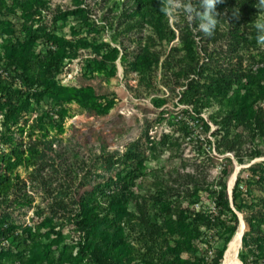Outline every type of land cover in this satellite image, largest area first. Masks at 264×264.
<instances>
[{"label":"trees","instance_id":"trees-1","mask_svg":"<svg viewBox=\"0 0 264 264\" xmlns=\"http://www.w3.org/2000/svg\"><path fill=\"white\" fill-rule=\"evenodd\" d=\"M43 1L0 0V68L9 74L8 79L0 74V141L9 140L15 131L31 139L27 147L21 141L10 145L9 152L0 150V264H221L239 228L237 212L250 227L244 232L241 262L264 264V163L249 168V179H238L232 201L227 178L213 185L197 173L179 169L168 170L165 175L160 174L165 170L160 171L153 187L142 193L139 182L151 171L139 143L131 144L123 153H109L102 167L110 176L79 200L56 186L46 172L47 167H56L55 145L62 142L71 117L69 105L106 115L115 104L107 96L98 95L93 86L76 82L61 85L56 81L64 61L76 58L80 48L91 49L97 56L87 61L88 74L109 82L118 73L116 63L121 57L125 72L138 73L139 85L150 92L162 65L164 77L184 89L179 93L182 105L200 117L213 111L210 123H203L204 137L197 138L199 146L211 143L207 138L212 123L217 126L215 136L221 155L233 154L240 163L264 157V68L255 72L244 67L247 52L257 51V55H250L255 61L249 62L250 66L257 60L264 63V45L256 40L255 22L264 14L255 7L258 0H224L217 4L220 24L211 37L194 31L198 20L185 26L179 20V45L174 43L177 36L169 19L160 12L161 0H126L122 4L107 0V13L113 18L105 21L115 47L87 38L69 42L46 27L26 28L17 35L4 23V18L18 11L41 15ZM193 3L199 8L200 2ZM235 9H239V19L233 17ZM87 13L85 7L74 17L88 31L103 32L94 30L95 23ZM72 15L58 18L65 26L71 23ZM144 31L149 34L138 39ZM127 39L130 46L137 42L133 50L125 46ZM42 46L47 49L39 51ZM17 76L36 90L25 93L15 89L12 79ZM33 113H38L34 119ZM181 128L192 141V127ZM174 138L163 135L156 141L148 137L152 156L158 159L159 154L178 149L181 144ZM21 166L33 168L29 173L31 183H35L32 189L40 188L49 198L51 214L39 225L24 226L11 214L32 207L34 202L18 172ZM69 184V189L75 185L72 181ZM202 194L208 195L217 212L195 210L202 203ZM202 228L217 231L225 242L212 261L195 243L205 234Z\"/></svg>","mask_w":264,"mask_h":264},{"label":"rangeland","instance_id":"rangeland-1","mask_svg":"<svg viewBox=\"0 0 264 264\" xmlns=\"http://www.w3.org/2000/svg\"><path fill=\"white\" fill-rule=\"evenodd\" d=\"M106 1L107 0H44L43 4H45V6L41 7V9L39 8L41 15H31L29 12L25 13L18 11L17 15H10L3 20L4 23L7 24L9 30L14 31L17 35L26 28L36 30L41 27H46L48 32L54 31L55 34L64 36L69 42L76 43L79 39L87 38L90 39L91 42L103 41L115 47L116 45L109 36L110 31L108 22L105 21L107 19L108 21L112 20L113 18V14L107 13ZM113 1L122 4L126 0ZM197 1L192 0V2ZM85 7L88 11L87 14L89 18L95 23L94 30L100 28L103 29V32L101 31L97 34L96 32L88 31L84 23L76 20L74 13ZM35 9L38 8L35 7L34 10ZM63 14H73L70 16V24L63 26L61 20L58 18ZM258 19L264 22V14H260L257 17V20ZM179 20L181 25L184 26L186 22H188L183 15L180 16ZM5 24L3 28L7 30ZM36 25L38 26L36 27ZM74 32L78 33L76 38H74ZM148 34V31H144L141 35H138L137 38L139 39V37H144ZM131 41L132 39L130 38V42ZM125 44H127L125 46L129 47L131 50L137 46V42L132 43L130 46L128 39ZM176 44L179 45V41H177ZM171 47L172 45H170V48ZM43 49L45 50L47 48L44 46L39 47V51ZM162 50H166V48L163 47ZM91 51V49L80 48L76 58L66 59L60 68L56 81L61 83V85L76 82L84 86H93L98 95L107 96L113 100L115 102L114 107L106 115H97L96 113L83 112L77 105H69L71 117L67 120L65 126L66 131L63 134L62 142H56L55 145V150H57L58 153L56 167L51 168L49 166L47 167L48 170H46L49 178L54 181L56 186H62L63 190L70 191L71 196H75L77 200L84 196L86 192L93 191L98 184L103 183L110 176V174L105 171V168L102 167L104 164L103 161L108 157L109 153L115 151L123 153V151L133 143H139L141 150L146 153L148 159H146V164L148 170L151 171L139 182L143 189V192L141 191L142 193L153 187L152 183L156 180L155 175H158L162 170H165V172H161V175H165L167 171L171 169H179L182 173H197L213 185L227 178L226 184L229 189L232 176L237 174L235 183L240 177L249 179L251 175L249 168L255 164L264 163V157L253 160L247 159L244 163H240L233 154L221 155L215 136L217 126L212 123L210 124V131L207 138L211 143L206 142L200 144L202 148L197 144V138L204 137V135H202L204 130L203 123H210V116L213 114V111H206L200 117L196 116L190 107L180 103L179 93L184 89L179 88L171 78L164 77V69L161 65L168 52H165L161 60V66L154 77V89L150 92L139 85V76L136 73L135 75L134 73L127 74L121 67L119 68V66H117V76L112 78L109 82L104 81L103 78L96 74H88L86 70V68H88L87 61L97 57ZM251 54L257 55V51H253L252 53L247 52L244 59L245 68L249 67L252 69L253 67L249 65V62L252 64L255 62L252 61L253 58L250 56ZM118 61L117 64H119ZM257 63L260 62L257 60L256 64ZM17 79L22 82V88H20L16 81V87L19 88L18 90L21 89L25 93L29 90H36V86H30L28 83L24 84L21 78ZM160 101H166V103ZM158 102L161 103V105H158ZM38 113H33L32 119L36 118ZM2 117L3 116H0V119ZM201 119H203L204 122ZM181 127H192L194 133L192 141L190 138L185 137V132ZM163 135H174L181 146L164 155L159 154L160 157L155 159L149 151L150 145L148 137L151 140L154 139L159 141ZM8 137L10 138L9 140L0 141V150L9 152L8 148L10 145H19L22 141L23 146L27 147L31 142L28 134L20 135L17 131H15L14 134H10ZM34 138L36 137L32 139L35 140ZM18 169L22 178L29 181V173L33 168L26 170L24 166H21ZM225 173H227V175H225ZM70 181L75 183L71 189H69ZM32 188L33 187L30 188L32 191L31 194L34 197L32 207L21 210V212L16 214L18 216L16 219L19 222L22 221L21 223H25L24 226L39 225L51 214L48 210L49 198L44 195V192H42L40 188ZM59 189L60 188H58V190ZM256 194L260 195L258 189ZM66 198L68 199V196L65 197V199ZM201 209H205L207 213L209 210L217 212L215 205L207 194H202V203L199 204V207H195L197 212ZM240 225L241 221L239 227ZM202 230V233L205 234L198 240L196 239L195 243L201 246V249H203L202 253L208 258V261H212L216 251L222 250L225 247V242L224 239L222 240L218 237L219 234L217 231H208L206 228H202ZM249 230L250 227L248 226L247 228L246 226L245 233ZM243 236L244 232L242 239ZM208 242L211 246H208ZM240 252H242V245L238 253L239 260ZM187 256L188 255H185V257Z\"/></svg>","mask_w":264,"mask_h":264},{"label":"clouds","instance_id":"clouds-1","mask_svg":"<svg viewBox=\"0 0 264 264\" xmlns=\"http://www.w3.org/2000/svg\"><path fill=\"white\" fill-rule=\"evenodd\" d=\"M224 0H200L199 8H197L192 0H161L160 12L172 22H178L180 16L183 15L189 23L198 20L194 31L202 32L205 36L211 37L220 24V15L216 11L217 4L223 3ZM259 10H264V0H258L255 6ZM199 9H202L199 10ZM239 9L233 11V17L239 19ZM255 28L258 35L256 37L259 45H264V22L257 20Z\"/></svg>","mask_w":264,"mask_h":264},{"label":"built area","instance_id":"built-area-1","mask_svg":"<svg viewBox=\"0 0 264 264\" xmlns=\"http://www.w3.org/2000/svg\"><path fill=\"white\" fill-rule=\"evenodd\" d=\"M197 1V0H196ZM199 2H200V0H198ZM170 22V25H171V28L173 29V30H175V32H176V36H177V39H176V41H174V43L176 44L177 43V41H179V29L176 27V22H172V21H169ZM38 25H36V27H37ZM197 33V32H196ZM196 40L197 41H199L200 40V37H197L196 38ZM224 48H226V47H224ZM203 57L202 58H204V55H202ZM119 64H117V66H119V68L121 67L122 69H123V71L125 72V68L123 67V65H122V63H121V57L119 58ZM262 68H264V63H257V64H254L253 65V68H252V70L253 71H258L259 69H262ZM117 70H118V67H117ZM120 70V69H119ZM131 73H134V75H135V73L136 72H131ZM0 74L2 75V77H3V79H8V77H9V74H8V72H6V71H4L3 69H1L0 68ZM137 75H138V73H136ZM117 76V75H116ZM139 76V75H138ZM17 78H19V77H16L15 79H12V83H13V85H14V87L15 88H17L16 87V81L18 82V85L20 86V88H22V82L20 81V80H18ZM11 79L9 78V80L8 81H10ZM139 81V80H138ZM68 84H70V83H68ZM17 89H19V88H17ZM21 90V89H20ZM124 152V151H123ZM24 180H25V182H26V184H27V193L31 196V197H33V195L31 194V190H30V188L31 187H33L34 185H35V183H31V181H30V179H29V181L27 180V179H25L24 178ZM34 198V197H33ZM34 203V202H33ZM33 205V204H32ZM196 207H199V205H196ZM24 209H28V208H23V209H17V210H15V211H12L11 212V214H12V216L16 219L18 216L16 215L18 212H21V210H24ZM1 215H3V213L2 212H0V216ZM23 224H25V223H23ZM26 226V225H25ZM5 244L6 243H3V246H5Z\"/></svg>","mask_w":264,"mask_h":264},{"label":"bare ground","instance_id":"bare-ground-1","mask_svg":"<svg viewBox=\"0 0 264 264\" xmlns=\"http://www.w3.org/2000/svg\"><path fill=\"white\" fill-rule=\"evenodd\" d=\"M236 176L237 174L232 176L230 180V184H229L230 189L235 184ZM245 227H246L245 222L241 220V225L238 228L237 232L235 233L234 238L232 239L227 249L226 257L225 259H223L221 264H242L240 260L238 259V253L242 245V240H243L242 235H243V232H245Z\"/></svg>","mask_w":264,"mask_h":264},{"label":"water","instance_id":"water-1","mask_svg":"<svg viewBox=\"0 0 264 264\" xmlns=\"http://www.w3.org/2000/svg\"><path fill=\"white\" fill-rule=\"evenodd\" d=\"M235 184H236V183H235ZM235 184H234V185H235ZM234 185H233V187H232L231 189H230V188L228 189V192H229V195H230V199H231V201L233 200L232 195H233V189H234V187H235ZM237 214H238V216H239L240 221H241V220L244 221L243 215L240 214V213H238V212H237ZM244 222H245V221H244ZM245 223H246V222H245ZM246 226H247V228H248V225H247V224H246ZM233 238H234V237H233ZM233 238H232V239H233ZM230 243H231V242H230ZM230 243L228 244L227 249H228ZM227 249H226V251H225V254H224L223 259H225V257H226Z\"/></svg>","mask_w":264,"mask_h":264}]
</instances>
